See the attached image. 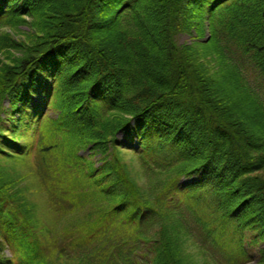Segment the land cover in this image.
Returning a JSON list of instances; mask_svg holds the SVG:
<instances>
[{
    "label": "trees",
    "instance_id": "1",
    "mask_svg": "<svg viewBox=\"0 0 264 264\" xmlns=\"http://www.w3.org/2000/svg\"><path fill=\"white\" fill-rule=\"evenodd\" d=\"M0 56V264H264V0H0Z\"/></svg>",
    "mask_w": 264,
    "mask_h": 264
},
{
    "label": "rangeland",
    "instance_id": "2",
    "mask_svg": "<svg viewBox=\"0 0 264 264\" xmlns=\"http://www.w3.org/2000/svg\"><path fill=\"white\" fill-rule=\"evenodd\" d=\"M25 29V28H24ZM9 32V31H8ZM10 33V32H9ZM13 37H16V35H13ZM192 41V39L188 36V35H185V34H183V35H179L178 36V38H177V42L179 43V44H182V43H190ZM14 55H16V53H14ZM0 58H2V56H0ZM31 105H34V104H39V99L37 98V97H35V96H33L32 97V102L30 103ZM4 107L5 108H7L8 107V104H7V102L5 101L4 102ZM54 113L53 112H50V116H52ZM118 140L120 141V142H125V143H127V144H129V145H131V146H133V147H136V145H137V142L135 141V140H128V139H126V138H124V137H122V135H119L118 134ZM82 155H84L85 157H87V158H89L90 157V155L88 154V151H84V152H82ZM98 156H92V160L95 162V165L96 166H98ZM133 159V158H132ZM127 161L129 162H131L132 163V166H136V163H135V161H132L131 160V158H127ZM131 166V165H130ZM144 181H145V179H141V182L142 183H144ZM35 199V198H34ZM50 209V208H49ZM45 213H56V211H52L51 209L48 211V212H43L42 213V216H43V218L42 219H46V214ZM56 218V221H57V223L58 224H56V226H55V233H57L58 235L62 232V225L60 226V224H59V222H58V219H57V216L55 217ZM32 230V229H31ZM32 231H35V232H37V230L35 229V228H33V230ZM11 245L12 246H8L7 245V247H6V249H5V255L7 256V257H10L11 256V254L13 253V252H15V250H16V247H15V245H14V243H11ZM262 246H264V244L263 245H261L260 247H262ZM12 247H13V249H12ZM257 250H258V247H256V248H254V249H252L251 250V254H252V256H253V258H252V260L249 262V263H247V264H260V263H258V259H257V257H258V254H257Z\"/></svg>",
    "mask_w": 264,
    "mask_h": 264
}]
</instances>
